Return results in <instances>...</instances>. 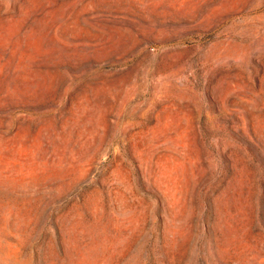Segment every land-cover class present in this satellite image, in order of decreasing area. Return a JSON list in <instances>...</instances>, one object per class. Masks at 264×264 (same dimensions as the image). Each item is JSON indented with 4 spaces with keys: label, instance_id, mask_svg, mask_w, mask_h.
<instances>
[{
    "label": "rangeland",
    "instance_id": "374dc122",
    "mask_svg": "<svg viewBox=\"0 0 264 264\" xmlns=\"http://www.w3.org/2000/svg\"><path fill=\"white\" fill-rule=\"evenodd\" d=\"M0 264H264V0H0Z\"/></svg>",
    "mask_w": 264,
    "mask_h": 264
}]
</instances>
